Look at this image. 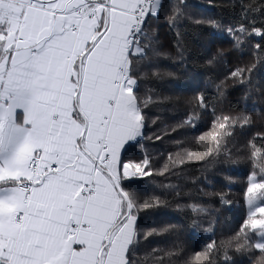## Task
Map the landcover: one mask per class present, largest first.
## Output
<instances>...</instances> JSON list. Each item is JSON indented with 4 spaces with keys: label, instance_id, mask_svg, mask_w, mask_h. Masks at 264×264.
<instances>
[{
    "label": "snow or ice",
    "instance_id": "6c2138e0",
    "mask_svg": "<svg viewBox=\"0 0 264 264\" xmlns=\"http://www.w3.org/2000/svg\"><path fill=\"white\" fill-rule=\"evenodd\" d=\"M205 7L216 5L0 0V264H237V254L264 264V130L251 132L240 100L225 104L233 91L241 99L264 91V2L241 0L227 21ZM193 28L211 30L201 58L220 75L186 86L185 118L159 127L148 110L172 98L145 85L177 83ZM159 29L170 37L167 49ZM217 33L228 47L213 50ZM206 116L210 128L192 138L194 152L175 142L182 150L158 159L145 147L195 131ZM149 124L158 131L148 135ZM245 130L251 135L241 143ZM186 158L221 171L248 166L239 181L244 212L227 238H212L211 221L203 228L209 209L197 201L215 197L231 208L224 189L237 182L226 176L218 192H184L172 179ZM174 210L185 211L179 225L164 219ZM178 229L193 239L211 235L198 251L173 245L138 256L149 238Z\"/></svg>",
    "mask_w": 264,
    "mask_h": 264
},
{
    "label": "trees",
    "instance_id": "16d2710c",
    "mask_svg": "<svg viewBox=\"0 0 264 264\" xmlns=\"http://www.w3.org/2000/svg\"><path fill=\"white\" fill-rule=\"evenodd\" d=\"M190 2L195 4H207L209 0H190ZM210 2L216 5L215 8H202L200 11L205 12L210 15L217 16L225 21L230 18L235 9H239L241 0H210ZM251 0H243V3H249ZM264 2V0H256V3ZM160 41L168 48L170 37L166 35V29H159ZM192 33L188 37V43L190 46V52L192 53L190 59L186 61V66L181 68L178 72L177 83L184 85L183 88H177V83H169L167 81H161L158 83H148L145 85L147 88L155 89L160 95L171 97L172 100L163 105H158L155 107H150L148 110V115L152 117H159V120L163 123L159 127H163L165 124H175L177 121L184 119V113L186 111V105L184 103V97L190 95V92L185 90L186 86L192 83H199L202 86L206 84L209 80H214L218 75H220L221 69L210 68L204 63V59L207 58V46L208 40L212 38L211 30L204 29H189ZM222 33L216 34L217 44L210 45L213 50L217 46L228 47V44L220 39ZM172 71H176V68H172L171 64L167 65ZM257 88H261L258 84ZM242 92L239 90L233 91L231 95L228 96L225 104L229 102L235 107L236 100H240L242 105L246 106V109L251 112L255 127L251 129V132L264 130L261 128L262 121L260 115L264 114V91H255L248 95L247 99H241ZM210 128V120L206 116L198 124L197 129L194 131L191 128L185 127L184 129L177 130L172 133L167 139H162L158 142H147L145 147L152 152V155L156 158H160L161 154L172 152L176 153L182 149H177L174 147L175 142H184L183 148H187L189 151H195L192 148L191 141L195 136H199L201 133L208 131ZM149 133H155L158 131V126L149 124ZM251 132L245 130L243 133H237V140L243 142ZM207 159V158H205ZM161 163L163 161L161 160ZM187 166L181 169L182 175L179 179L173 178L172 182L180 184L184 192H192L196 195H201L197 192V189L203 188L206 192H218L220 191L222 184L221 180L226 176H232L233 180L237 183L233 184L231 188H225V191H231L233 194L231 199L233 204L231 208L222 207L215 197H204L202 200L197 202L203 203L209 209V214L203 218V228H208L209 224L207 221H211L212 232L215 233L214 239L217 241L222 238H227L232 235L234 231L238 228V224L241 216L243 215L244 209L240 203V187L239 181L244 179V173L247 169L246 164H239L232 171H221L220 166L217 165L215 168H210L204 164L203 161H198L196 159L187 160ZM207 177V183L215 184L216 187H208L207 183L203 182L204 178ZM162 183H168V180L161 181ZM195 182V183H194ZM181 203L191 202V201H180ZM185 211H175L172 216L165 217L174 224H180L184 219ZM179 217V219H177ZM211 233H204L201 231L198 239H193L189 231L178 229L175 232L166 233L161 236L151 237L148 241L142 244V250L138 253L141 258L144 257L148 252L155 248H171L173 245H178L185 249L188 253L192 251H198L200 247L207 242V237ZM199 245V247H197ZM230 255H232L230 253ZM259 256V252L256 253ZM233 259L237 261V264H249V260L243 255H233ZM150 264V262H149Z\"/></svg>",
    "mask_w": 264,
    "mask_h": 264
}]
</instances>
